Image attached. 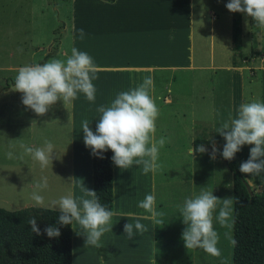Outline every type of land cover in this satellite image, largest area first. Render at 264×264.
<instances>
[{"label":"crops","instance_id":"crops-1","mask_svg":"<svg viewBox=\"0 0 264 264\" xmlns=\"http://www.w3.org/2000/svg\"><path fill=\"white\" fill-rule=\"evenodd\" d=\"M67 1V13L61 12V1L51 7L61 25L58 42L54 44L50 37H45V41H40L41 46H33L31 52L22 46L30 52L25 62L18 61L12 50L6 49L3 53L1 49L4 57H0V83L7 77H16L21 66L42 64L53 58L64 60L75 47L87 52L97 66V79L93 80L96 99L89 102L83 93H78L75 100H58L46 114L38 116L22 104V93L15 90V84L0 91V208L17 210L37 206L58 210L52 205L53 200L69 193L79 198L83 195L82 184L91 189L90 149L84 145L81 122L89 119L94 131L100 115L97 107L109 105L119 92L137 87L147 76L153 78L150 95L159 112L161 103L171 101L167 86L175 80L176 73L185 72L188 78L194 70L226 75L224 81L228 82L229 90L226 107H223L229 118L236 116L241 103L264 102V28L250 16L229 12L225 7L228 0ZM220 2L227 15L221 24L218 22ZM23 3L30 15L35 4L49 6L44 0ZM80 29L85 32L83 40L79 38ZM38 53L41 57L34 59ZM217 106L222 107L218 103ZM161 119L158 115L154 141L161 137L167 139L169 129ZM195 124L203 125L208 132V121L193 117L189 121L193 136ZM45 141L55 146L52 166L42 169L30 155L19 158L23 153L21 143L42 147ZM168 146L165 143L159 148L157 163L160 167L155 173L143 174L136 165L123 170L111 160V211L115 213L111 218L112 230L102 235V246L96 248L84 244L85 237L77 235V232L83 234V229L74 221L70 225L71 264H152L153 258L156 264H195L196 258L178 252V242L167 231L162 229L160 235L156 233L160 215L153 219L138 207L146 194L155 196L159 213L171 200L167 170L163 166L164 150ZM250 147L252 145H243L235 154L237 163L247 160ZM189 148L185 153L188 155L185 177L182 183L173 182L174 190L178 194L185 192L187 197L202 190L214 193L209 179L204 182L208 176L204 165L210 156H191ZM8 151L16 158H7ZM42 176H47L48 187L36 190L35 184ZM245 179L250 186L264 192V173L245 174ZM33 191L44 197L43 204L37 205L32 200ZM136 216L148 217L139 221L148 231L140 234L134 229L135 235L129 240L123 226L125 223L134 225Z\"/></svg>","mask_w":264,"mask_h":264},{"label":"clouds","instance_id":"clouds-1","mask_svg":"<svg viewBox=\"0 0 264 264\" xmlns=\"http://www.w3.org/2000/svg\"><path fill=\"white\" fill-rule=\"evenodd\" d=\"M225 7L229 12H239L250 16L256 24L264 28V0H228ZM79 38H85L83 29L79 30ZM97 66L93 58L85 51L73 47L71 54L66 59L53 58L45 63H35L21 66L15 77V90L22 93L21 102L26 108L31 109L38 116L46 114L49 108L58 100L70 101L77 98L78 93H83L89 102H95L96 88L93 80L96 76ZM154 88L151 76L143 79L137 87L119 92L109 105H100L96 111L100 114L95 124V130L90 127V120L81 122L83 142L91 150V155L104 158L103 153L111 150V160L115 166L126 170L133 165L141 167L142 173H155L160 167L157 163L159 148L163 147L166 139L161 137L154 141L156 119L159 109L150 95ZM223 137L225 143L220 155L231 161L243 145H252L249 149L247 160L239 165V171L247 175L259 176L264 173V102L253 100L241 103L236 111V116L222 123L215 129ZM209 156L215 159L219 149L211 141ZM20 148L24 155H30L40 167L52 166L55 156V146L51 141H45L42 147H31L21 143ZM204 145L190 146L189 155L205 153ZM9 159L16 158L12 151L6 153ZM54 174V173H53ZM48 187L47 176L35 184L36 190ZM82 196L74 197L71 193L53 200L52 205L58 209L57 224L72 225L75 221L85 237L84 244L101 247L100 239L106 232L112 230L111 218L115 214L102 205L97 192L88 189L83 184L80 188ZM32 200L41 205L44 197L38 191H33ZM234 198H218L212 190H202L199 194L193 193L186 197L182 205H178L180 217L185 225L181 233L186 249H202L206 253L219 257L221 255L219 234L214 227V219L221 226H230L229 220L233 211ZM138 207L144 209L154 219L162 213L156 210V199L153 194H146L138 202ZM218 214L214 217V213ZM146 216H136L135 224L125 223L123 231L131 240L136 232L143 234L147 227L140 223ZM234 223V220L232 221ZM159 223V222H158ZM31 231L41 235L37 219L29 220ZM50 238L60 236V228L48 225L43 229ZM233 245L236 243L232 240ZM152 264H156L153 258Z\"/></svg>","mask_w":264,"mask_h":264},{"label":"rangeland","instance_id":"rangeland-1","mask_svg":"<svg viewBox=\"0 0 264 264\" xmlns=\"http://www.w3.org/2000/svg\"><path fill=\"white\" fill-rule=\"evenodd\" d=\"M25 1H0L1 59L4 57L1 49H3V53L8 49L17 54L18 61L22 60L25 62L33 46L40 45V41H45V37H50V42L53 41L54 44L58 42L61 25L56 11L52 10L51 7L54 4L58 6L61 1V12L63 13L64 10L67 13L68 1L44 0L45 3H49V6L45 7L35 4L31 15L28 14L27 5L23 3ZM218 8V22L221 24L227 15L225 14L222 2L219 3ZM18 41H20V44ZM22 46L29 48L27 50H30V52ZM44 46L45 44H42V47ZM40 54L38 53L33 58L41 57ZM13 59L15 60L14 56ZM176 74L175 80L167 86L169 90L167 95L171 101L168 104L161 103L162 110L159 112V117H162L161 121L164 127L169 129L166 139V144H169V146L164 150L163 166L167 170L171 200L168 206L162 208V215L157 218L159 223L157 222L156 233L160 235L162 229L165 232L167 231L174 238V241L178 242L176 244L178 252H184L188 257L193 256L196 258L194 260L195 264H232L231 219L228 222L230 226H221L215 219L213 221L214 227L219 234V243L217 245L221 250L219 257H214L199 248H185L184 241L181 238L185 225L182 222V217H180L178 205H182L187 196L185 192L178 194L173 188V182H181L182 178L185 177V168L188 161V155L185 153L187 147L191 146L194 136L200 135L214 140L216 147L223 148L225 140L215 129L229 119V114H226V109L223 107V105L226 107V94H228L229 85L227 81H224L226 75L219 74L217 71L213 73L211 70H194L193 74H190L191 76H188V78L185 72L179 74L177 72ZM187 79L191 80L188 81ZM217 103L222 105V107L217 106L216 108ZM193 117H201L207 120L209 126L208 132L207 130L205 132L203 125L195 124L193 136L189 126L190 118ZM204 146L208 152L211 151V147ZM237 164L238 166L240 165V163ZM204 171L208 172V176L204 179V182L209 179L210 186H214L215 188L213 195L221 199L231 197V173L222 160L217 157L212 160L209 158L208 162L204 165ZM218 210L214 213V217L218 214ZM187 262L189 263L188 260Z\"/></svg>","mask_w":264,"mask_h":264},{"label":"trees","instance_id":"trees-1","mask_svg":"<svg viewBox=\"0 0 264 264\" xmlns=\"http://www.w3.org/2000/svg\"><path fill=\"white\" fill-rule=\"evenodd\" d=\"M111 2L113 0H105ZM15 84V77H7L0 83V91ZM211 140L196 135L192 147L206 145L211 147ZM216 156L222 160L231 173V197L234 198L231 214V245L232 264H264V192L250 186L244 173L239 171L235 159L231 161L220 155L218 148ZM211 152V151H210ZM210 152L194 153L207 155ZM91 189L97 192L99 202L112 210V165L111 150L103 153L104 158L91 155ZM59 212L55 209L29 206L17 210L0 208V264H71L70 225L57 224ZM37 219L41 235L31 231L29 220ZM48 225L60 228V236L50 238L43 229Z\"/></svg>","mask_w":264,"mask_h":264},{"label":"water","instance_id":"water-1","mask_svg":"<svg viewBox=\"0 0 264 264\" xmlns=\"http://www.w3.org/2000/svg\"><path fill=\"white\" fill-rule=\"evenodd\" d=\"M246 189H247L248 193H251V190H250L249 184L246 185Z\"/></svg>","mask_w":264,"mask_h":264}]
</instances>
